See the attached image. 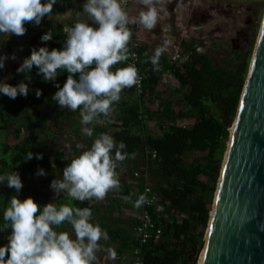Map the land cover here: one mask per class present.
<instances>
[{
	"label": "trees",
	"instance_id": "1",
	"mask_svg": "<svg viewBox=\"0 0 264 264\" xmlns=\"http://www.w3.org/2000/svg\"><path fill=\"white\" fill-rule=\"evenodd\" d=\"M43 24V21L39 26L25 24L28 37L24 58L30 56L36 44L49 50L63 48L66 40L63 25L50 27ZM170 26L175 28L173 21ZM131 28L133 32V26ZM49 30L53 31L55 41L42 42L41 36ZM178 39L183 60L171 61L165 52L161 56L160 72H153L151 63L147 62L157 46L150 43L134 46L131 41L129 47L136 53V59L127 63H134L138 68L142 92L138 93L136 87L123 90L111 122L89 125L95 135L108 132L117 142L123 141L127 145L129 154L136 153L134 159L130 155L118 168L119 172L125 164H131L132 172L130 180L120 184L119 197L132 204L143 194L147 184L167 204L162 213L149 208L162 230L157 241L149 239L140 244L133 233L128 235V228H122L120 223L127 222V226L134 228V216L129 215L127 219L103 215L98 221L109 234V246L115 248L118 257L128 255L129 264H197L194 259L208 225L230 134L228 125L235 116L253 52L250 48L233 49L219 62L210 54L213 48L208 52L197 49L204 46L203 38L192 35ZM124 66V63L116 65ZM167 71L170 77L165 88L160 89L162 75ZM37 72L33 66L30 81L24 73L17 75V84L23 80L29 86L27 97L18 95L16 99H10L5 95L0 98V131H9L13 140L16 139V143L0 141V174L19 173L23 183L19 193L21 200L32 197V187L25 180H33L40 168L51 171L53 164L41 141L45 124L36 116L28 117L27 107L43 104L59 108L52 100L58 89L51 81L44 82ZM67 75L66 71L60 72L57 83L61 87ZM36 89L42 90L39 98ZM153 103L154 106H150ZM76 112L80 114L79 109ZM11 124L13 129H9ZM21 132L24 137L20 136ZM30 152L34 155L28 160ZM37 153L42 154L43 159H36ZM138 163H142V169ZM135 172L137 176H134ZM36 180L49 187L53 177L37 175ZM15 194L14 188L7 187L6 183L0 184V246L8 243L7 237L11 233V229L4 228L3 213ZM47 196L42 195L36 202L41 206L49 203ZM72 202L63 195L55 199L57 204Z\"/></svg>",
	"mask_w": 264,
	"mask_h": 264
},
{
	"label": "clouds",
	"instance_id": "2",
	"mask_svg": "<svg viewBox=\"0 0 264 264\" xmlns=\"http://www.w3.org/2000/svg\"><path fill=\"white\" fill-rule=\"evenodd\" d=\"M138 2L141 10L137 16H131L128 0H85L82 11L68 9L63 13L54 12L57 0H0V34L7 38L25 35L26 23L39 26L45 16L63 24L62 32L66 36L63 48L33 47L16 72L24 73L30 81L35 66L37 75L49 82L66 71L68 75L63 86L54 84L58 90L52 100L61 109L80 110L82 133L86 137L94 135L89 125L111 122L123 90L133 87L140 90L139 70L134 63H127L136 59L129 47L133 36L131 26L140 25L149 31L155 29L159 0ZM259 29L264 31V20L260 21ZM52 38L53 31L49 30L41 36V41L48 42ZM166 45L167 42L165 46H157L147 61L153 72L162 70L160 60L167 50ZM9 58L15 60V53L11 57L0 55V69ZM122 63L126 66L116 67ZM28 93L29 86L23 80L15 86L7 79L0 80V94L10 99L18 95L27 97ZM35 94L39 98L42 90L36 89ZM126 148L127 145L117 142L112 134L99 133L90 147L74 155L63 168V178L53 179L49 187L56 197L63 193L80 203L103 202L110 191L120 188L118 168L130 155L135 158L136 153L129 154ZM33 155L28 153V160ZM35 158L43 159V155L37 153ZM36 174L46 175L43 168ZM5 183L14 188L16 194L11 196L3 213L4 228L11 229V233L8 243L0 246V264H111L118 258L114 247L100 243L101 240L109 242L110 237L99 222H92L90 206L55 202L41 206L31 196L21 200L19 193L23 183L15 171L0 174V184ZM149 203L147 195L140 194L134 207L140 209ZM64 224L70 228L59 230Z\"/></svg>",
	"mask_w": 264,
	"mask_h": 264
},
{
	"label": "water",
	"instance_id": "3",
	"mask_svg": "<svg viewBox=\"0 0 264 264\" xmlns=\"http://www.w3.org/2000/svg\"><path fill=\"white\" fill-rule=\"evenodd\" d=\"M232 121L199 264H264V31L260 29Z\"/></svg>",
	"mask_w": 264,
	"mask_h": 264
},
{
	"label": "crops",
	"instance_id": "4",
	"mask_svg": "<svg viewBox=\"0 0 264 264\" xmlns=\"http://www.w3.org/2000/svg\"><path fill=\"white\" fill-rule=\"evenodd\" d=\"M84 2L85 0H57V3L54 5V12L63 13L68 9H73L74 11H82V5ZM42 21L44 24L49 25L50 27L63 25L59 21H50L47 16H45ZM27 37V33L23 36L12 35L9 38L0 34V55L6 54L9 57H11L13 53H15L16 55L15 60L9 58L5 61V67L3 69H0V79H7V82L10 81V84H12L13 86L17 84L18 73L16 72V77L11 78L8 70L12 66L16 71L19 65L23 62L24 53L26 50L25 41L27 40ZM59 76L60 74L57 76L55 81L51 82L57 84ZM27 111L30 116L38 117V119L42 120L45 124L41 132V141L48 151V157L53 160V164L52 170L46 171V175L44 176L47 177V175H49L50 177H53V179H62L63 168L71 162V159L74 155H78L82 150L90 147L96 135L94 134L92 138L83 135V126L80 123L81 117L80 114L76 111L61 109L60 107L53 109L43 104H32L27 107ZM20 136L24 137V132H21ZM0 139L1 141L9 142L7 141V139H3V137H0ZM13 142L16 143V139L13 140ZM78 145H80L81 147H78ZM57 161H60V163L61 161H63L64 164H58L56 163ZM138 164L140 167L139 169H142V163ZM130 167L131 164H125L120 169V184L124 183V181L127 182L128 180H130V173L128 172L130 170ZM124 172H126V176H124ZM36 177L37 175L34 176L33 180H25L32 187L31 195L34 192L36 193V191H40L39 193H37L38 195L33 194L32 198L35 201H38L42 195L47 194L50 202H55V199H57V197L55 196L53 190L50 187H46L40 181L36 180ZM61 195L65 196L63 193H61ZM119 195L120 193L118 192V190H115L110 191L103 202H93L90 205L87 204V202L80 203L79 201H73L72 203L77 207L90 206L93 209V212H95L93 214V223H96L100 219H102L103 215H107L108 217L112 218L124 216L127 219L129 215L133 217V214L140 209H136L134 207V203H127L125 200L121 199ZM126 223L121 222L120 226L122 228L127 227L128 235L131 236L133 233V226L129 227L126 225ZM69 228L70 225L64 224L62 229L59 230H68ZM100 243L102 245L109 246V242L101 240ZM101 255H103V253H101ZM129 262L130 257L125 254L118 257L114 262H111V264H129Z\"/></svg>",
	"mask_w": 264,
	"mask_h": 264
},
{
	"label": "rangeland",
	"instance_id": "5",
	"mask_svg": "<svg viewBox=\"0 0 264 264\" xmlns=\"http://www.w3.org/2000/svg\"><path fill=\"white\" fill-rule=\"evenodd\" d=\"M163 2L164 0H159L156 4L159 12L156 28L149 31L141 27L151 44L163 43L166 40L168 44L170 41L178 40V37L198 36L205 40L202 50L208 52L213 48V51L210 50V54L219 62H222V58L230 55L233 49L247 50L250 48L253 50L259 23L264 15V0H189L188 2L186 0V2L175 6ZM131 9L133 12H139L141 5L137 2L132 5ZM172 21L175 28L170 26ZM168 27H170L169 31H167ZM213 42L215 45L212 44ZM8 72L11 78L16 77V71L12 66ZM165 85L166 83L161 82L160 89L165 88ZM4 96L0 94V98ZM231 127H228L229 133ZM13 128L14 125L11 124L9 129ZM0 137L13 142L9 131H0ZM128 172L131 178V169ZM124 176H126V172H124ZM39 192L36 191L33 194L38 195ZM203 246L204 242L202 241L195 257L197 264L200 263L199 256Z\"/></svg>",
	"mask_w": 264,
	"mask_h": 264
},
{
	"label": "built area",
	"instance_id": "6",
	"mask_svg": "<svg viewBox=\"0 0 264 264\" xmlns=\"http://www.w3.org/2000/svg\"><path fill=\"white\" fill-rule=\"evenodd\" d=\"M189 0H187L188 2ZM138 0H128L127 9L129 11V14L131 16H137L139 12H133L132 11V5L137 3ZM186 2V0H164L163 3H166L168 5L175 6L177 4H182ZM170 12V10H169ZM133 26V36H132V43L134 46H137L141 43H150V41L147 40L145 37V34L143 33L140 25H132ZM167 30V29H165ZM170 30V27H168V30ZM187 37V36H182ZM181 38V37H180ZM55 41L54 39H52ZM165 42L155 44L156 46H165ZM167 50L165 51L169 55V59L171 61H182L183 55L181 54L179 39L176 41H170L167 45ZM35 48H39L38 44L35 45ZM202 46H199L197 49L202 50ZM135 53V52H134ZM136 54V53H135ZM141 76V75H140ZM170 77V73L167 71L162 75L161 82L165 83L166 80ZM137 90V88H136ZM138 93L142 92V80L140 85V90L137 91ZM134 176H137V172L134 173ZM147 190V191H146ZM143 194L147 195V198L151 203L145 204L143 207L140 208L139 211L135 212L133 216L135 217V224L133 228V236L136 241H138L140 244H143L147 242L149 239H152L154 241H157L161 238L162 230L159 226H157L155 219L152 217V214L149 210V208H153V210L156 213H162L163 209L167 206V204L163 203L157 194L151 189L149 185H145L143 188Z\"/></svg>",
	"mask_w": 264,
	"mask_h": 264
},
{
	"label": "bare ground",
	"instance_id": "7",
	"mask_svg": "<svg viewBox=\"0 0 264 264\" xmlns=\"http://www.w3.org/2000/svg\"><path fill=\"white\" fill-rule=\"evenodd\" d=\"M232 124H233V123H232ZM232 124H231L232 127L230 126V127H231V130H232V128H233V125H232ZM202 251H203V250H202ZM202 251H201L200 256H199V262H200L201 257H202Z\"/></svg>",
	"mask_w": 264,
	"mask_h": 264
}]
</instances>
